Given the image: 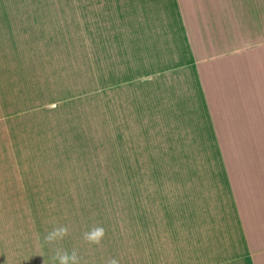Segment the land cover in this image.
Masks as SVG:
<instances>
[{"label": "rangeland", "instance_id": "1", "mask_svg": "<svg viewBox=\"0 0 264 264\" xmlns=\"http://www.w3.org/2000/svg\"><path fill=\"white\" fill-rule=\"evenodd\" d=\"M144 1L0 0V262L252 264L212 130L208 142L195 125L184 137L159 96L119 81L132 42L120 29ZM208 99L230 164L241 142L232 149L227 132L264 128L230 116L226 131L222 101Z\"/></svg>", "mask_w": 264, "mask_h": 264}, {"label": "crops", "instance_id": "2", "mask_svg": "<svg viewBox=\"0 0 264 264\" xmlns=\"http://www.w3.org/2000/svg\"><path fill=\"white\" fill-rule=\"evenodd\" d=\"M142 6L146 13L131 18L120 29L124 33L126 27L132 42L126 43L127 62L120 57L119 81L126 74L125 79L135 80L132 90L136 95L144 90L159 96V106L168 107V120H181L184 137L195 125L202 141L208 142L212 130L246 229L251 263L264 264V136L233 140L227 132L232 149L241 142L229 155V164L208 99L215 95L222 101L220 112L225 130L230 116L234 127L264 128V106L257 99L264 96V0H146ZM176 29L183 38L184 59L187 57L184 73L178 75ZM124 47L122 39L123 57ZM192 67L196 82L191 89V74L186 86V71ZM179 80L185 84L181 86ZM175 126L176 122L169 123V127Z\"/></svg>", "mask_w": 264, "mask_h": 264}]
</instances>
